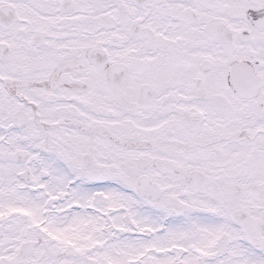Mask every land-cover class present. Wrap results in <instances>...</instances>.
Listing matches in <instances>:
<instances>
[{
	"label": "snow or ice",
	"instance_id": "6c2138e0",
	"mask_svg": "<svg viewBox=\"0 0 264 264\" xmlns=\"http://www.w3.org/2000/svg\"><path fill=\"white\" fill-rule=\"evenodd\" d=\"M0 264H264V0H0Z\"/></svg>",
	"mask_w": 264,
	"mask_h": 264
}]
</instances>
